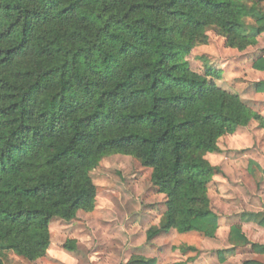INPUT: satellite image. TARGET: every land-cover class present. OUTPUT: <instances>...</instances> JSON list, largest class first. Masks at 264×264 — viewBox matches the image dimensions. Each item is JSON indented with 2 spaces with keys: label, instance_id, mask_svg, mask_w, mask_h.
<instances>
[{
  "label": "trees",
  "instance_id": "obj_1",
  "mask_svg": "<svg viewBox=\"0 0 264 264\" xmlns=\"http://www.w3.org/2000/svg\"><path fill=\"white\" fill-rule=\"evenodd\" d=\"M210 31L239 51L257 45L264 0H0V264L5 252L42 259L52 219L93 212L91 173L113 155L151 169L166 196L148 242L172 230L216 237L209 188L219 168L207 155L252 121L264 129V116L219 87L215 68L191 67ZM254 68L264 71L263 57ZM242 217L264 227V216ZM228 241L264 256L240 225Z\"/></svg>",
  "mask_w": 264,
  "mask_h": 264
},
{
  "label": "rangeland",
  "instance_id": "obj_2",
  "mask_svg": "<svg viewBox=\"0 0 264 264\" xmlns=\"http://www.w3.org/2000/svg\"><path fill=\"white\" fill-rule=\"evenodd\" d=\"M208 35L209 43L187 57L193 70L204 75L206 65L215 68L219 87L238 93L264 116V71L254 68V62L264 58V33L257 45L244 51L228 47L213 31ZM219 147L220 152L207 155L219 168L209 188L220 222L214 239L172 230L148 242L147 231L159 225L166 211V196L152 184L151 169L133 157L113 155L91 173L98 193L96 209L81 211L70 222L52 219L51 245L42 259L29 262L5 252L6 264H128L136 256L156 259L157 264L264 263V256L254 253L250 245L233 248L228 241L231 228L240 225L251 243L264 245V227L255 219H242L243 214L264 216V129L252 121L223 136ZM68 241H76L74 252L65 249ZM183 247L196 250L183 251Z\"/></svg>",
  "mask_w": 264,
  "mask_h": 264
}]
</instances>
